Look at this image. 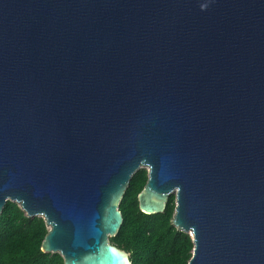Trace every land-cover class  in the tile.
I'll return each mask as SVG.
<instances>
[{
    "label": "water",
    "instance_id": "water-1",
    "mask_svg": "<svg viewBox=\"0 0 264 264\" xmlns=\"http://www.w3.org/2000/svg\"><path fill=\"white\" fill-rule=\"evenodd\" d=\"M139 168L186 264H264V0H0V212L64 264H131L109 237Z\"/></svg>",
    "mask_w": 264,
    "mask_h": 264
},
{
    "label": "trees",
    "instance_id": "trees-1",
    "mask_svg": "<svg viewBox=\"0 0 264 264\" xmlns=\"http://www.w3.org/2000/svg\"><path fill=\"white\" fill-rule=\"evenodd\" d=\"M146 179V168L132 175L118 205L122 222L109 240L130 253L131 264H186L193 245L171 224L173 193L161 212L147 214L138 207ZM47 231L41 215H27L17 202L6 200L0 212V264H64L58 252L41 250Z\"/></svg>",
    "mask_w": 264,
    "mask_h": 264
}]
</instances>
